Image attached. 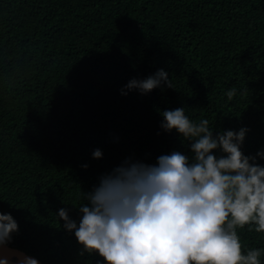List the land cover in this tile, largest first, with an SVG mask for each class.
<instances>
[{
	"label": "trees",
	"instance_id": "1",
	"mask_svg": "<svg viewBox=\"0 0 264 264\" xmlns=\"http://www.w3.org/2000/svg\"><path fill=\"white\" fill-rule=\"evenodd\" d=\"M161 69L173 87L126 89ZM177 108L214 136L247 128L241 151L264 166V0H0V214L18 225L6 244L44 264L105 263L58 213L78 226L126 162H191L190 142L161 128ZM255 227L237 234L264 264Z\"/></svg>",
	"mask_w": 264,
	"mask_h": 264
},
{
	"label": "clouds",
	"instance_id": "2",
	"mask_svg": "<svg viewBox=\"0 0 264 264\" xmlns=\"http://www.w3.org/2000/svg\"><path fill=\"white\" fill-rule=\"evenodd\" d=\"M162 84L173 87L161 69L125 87L144 95ZM225 95L231 101L236 88ZM161 115L162 129L176 130L190 142L192 161L173 151L158 157L155 165L126 162L86 195L89 204L80 206L78 226L65 209L59 211L65 229L74 231L84 251L98 253L106 264H261L262 250L242 253L237 234L245 225L264 232V166L241 151L249 130L214 136L207 119L194 122L183 108ZM215 150L223 155L218 158ZM92 155L100 159L102 151ZM257 155L264 158V152ZM16 231L13 217L0 214V246ZM20 264L38 261L24 257Z\"/></svg>",
	"mask_w": 264,
	"mask_h": 264
},
{
	"label": "water",
	"instance_id": "3",
	"mask_svg": "<svg viewBox=\"0 0 264 264\" xmlns=\"http://www.w3.org/2000/svg\"><path fill=\"white\" fill-rule=\"evenodd\" d=\"M24 257H31L38 261V264H44L42 261H40L35 256H32L30 254H27L25 251L20 250L18 248H13L7 244L0 246V260L7 259L9 264H20V261ZM102 264H106L102 263Z\"/></svg>",
	"mask_w": 264,
	"mask_h": 264
}]
</instances>
